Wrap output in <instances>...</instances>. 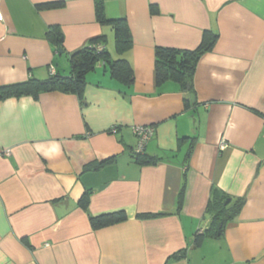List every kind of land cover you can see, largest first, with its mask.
<instances>
[{
	"label": "crops",
	"instance_id": "1",
	"mask_svg": "<svg viewBox=\"0 0 264 264\" xmlns=\"http://www.w3.org/2000/svg\"><path fill=\"white\" fill-rule=\"evenodd\" d=\"M105 5L131 29L122 54L95 0H0V86L69 75L71 54L100 36L135 73L126 83L100 61L82 97L0 99V264H264V0ZM207 30L219 37L193 90L158 84L156 47L195 49ZM137 125L155 126L145 155L161 160L133 156ZM215 189L245 204L221 236L197 246ZM121 210L126 220L93 227L92 217ZM147 213L159 215L139 216Z\"/></svg>",
	"mask_w": 264,
	"mask_h": 264
},
{
	"label": "trees",
	"instance_id": "2",
	"mask_svg": "<svg viewBox=\"0 0 264 264\" xmlns=\"http://www.w3.org/2000/svg\"><path fill=\"white\" fill-rule=\"evenodd\" d=\"M62 4L61 1L48 2L40 4V7H58ZM106 0H95V9L97 20L101 24H110L115 33V43L118 51L122 54L132 47L133 38L131 29L129 27L127 18L117 17L109 18L106 13ZM154 10V9H153ZM51 34L55 37L61 38V32L52 30ZM100 36L91 40V42L71 54L72 71L69 75H61L59 73H52L47 78L29 77L25 81L14 82L0 86V99L9 97H21L31 95L37 98L41 93L60 91L64 93L77 94L82 97L87 86L86 73L95 68L97 63L104 61L108 66V70L112 76L131 83L135 79V73L130 62L124 58H113L111 53L106 49L99 47L105 37ZM219 34L215 31H205L200 45L195 49H180L167 46H157L155 53V70L156 80L161 84L167 80H174L179 82L185 90H193L194 76L197 65L202 55L211 51L217 40ZM133 156L140 162H147L145 152H133ZM160 157L149 158L150 162L161 160ZM112 160L111 157L102 160L90 162L85 165L86 170H94L99 168L106 162ZM184 186L180 194L179 205L182 204L183 194L186 186V175L184 176ZM89 194H85L81 199V205L87 208L89 204ZM229 198L224 192L215 189L213 196L209 203V212L212 215L211 223L205 230H199L195 235V245L200 246L208 237H219L223 234L225 226L229 220L237 217L242 207L245 204L244 198H238L234 203L231 201L226 203ZM159 214H140V217L150 218L158 216ZM127 214L123 210L101 214L92 217V224L95 228L104 227L113 223H117L127 219Z\"/></svg>",
	"mask_w": 264,
	"mask_h": 264
},
{
	"label": "built area",
	"instance_id": "3",
	"mask_svg": "<svg viewBox=\"0 0 264 264\" xmlns=\"http://www.w3.org/2000/svg\"><path fill=\"white\" fill-rule=\"evenodd\" d=\"M103 48V45H99ZM113 130H116V127H113ZM156 128L154 125H137L135 127V133L138 136V145L134 149L137 153L145 152V148L149 140L154 136Z\"/></svg>",
	"mask_w": 264,
	"mask_h": 264
},
{
	"label": "water",
	"instance_id": "4",
	"mask_svg": "<svg viewBox=\"0 0 264 264\" xmlns=\"http://www.w3.org/2000/svg\"><path fill=\"white\" fill-rule=\"evenodd\" d=\"M231 200H232L231 198H228V199L226 200V203H229Z\"/></svg>",
	"mask_w": 264,
	"mask_h": 264
}]
</instances>
